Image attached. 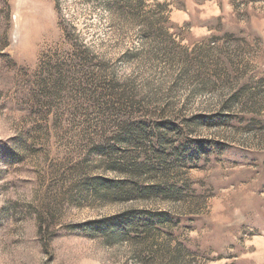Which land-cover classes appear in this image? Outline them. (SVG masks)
Listing matches in <instances>:
<instances>
[{
	"label": "rangeland",
	"instance_id": "374dc122",
	"mask_svg": "<svg viewBox=\"0 0 264 264\" xmlns=\"http://www.w3.org/2000/svg\"><path fill=\"white\" fill-rule=\"evenodd\" d=\"M124 2L0 0V264H264V0Z\"/></svg>",
	"mask_w": 264,
	"mask_h": 264
},
{
	"label": "trees",
	"instance_id": "16d2710c",
	"mask_svg": "<svg viewBox=\"0 0 264 264\" xmlns=\"http://www.w3.org/2000/svg\"><path fill=\"white\" fill-rule=\"evenodd\" d=\"M126 6L128 8H130L131 11H137V12H141V8L143 7L142 3H143V0H124ZM134 1V3H132ZM165 4L161 5L162 7L164 6Z\"/></svg>",
	"mask_w": 264,
	"mask_h": 264
}]
</instances>
